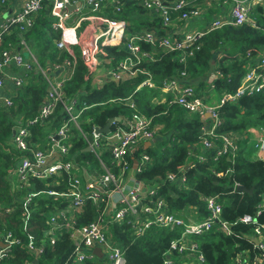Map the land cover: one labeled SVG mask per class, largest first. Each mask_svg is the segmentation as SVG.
Segmentation results:
<instances>
[{"label":"trees","instance_id":"1","mask_svg":"<svg viewBox=\"0 0 264 264\" xmlns=\"http://www.w3.org/2000/svg\"><path fill=\"white\" fill-rule=\"evenodd\" d=\"M209 3L211 5L205 7L206 14L200 24L208 23L223 7L222 0H205L200 6L203 8L202 5ZM102 14L125 21L127 34L146 30L162 35L171 32L162 26L160 18L149 12L140 0H125L119 11L109 6L104 8ZM50 22V4L47 3L35 14L29 29L10 27L0 43V60L3 51L17 49L23 40L40 67L47 71L68 60L72 63L67 51L57 48L56 41L60 33L51 28ZM141 48L149 51L152 56L151 59L144 58L141 67L151 73L154 88L141 87L136 90L145 77L141 74L136 77L124 75L119 81L94 87L84 78L83 63L79 58L76 59L73 64L74 73L65 82L63 89L65 99L75 100L80 129L70 123L65 139L69 146L68 156L64 159L73 161L79 168L93 161L94 169L99 170L101 168L96 156L84 150L86 141L81 131L90 135L95 126L103 127L110 117L121 119L112 123L111 130L118 126L126 127L124 121L133 112L151 118V126L154 128L152 144L136 147L129 156L131 168L134 160L140 167V171L135 173V179L154 186V197L164 199L167 210L180 215L186 212V216L192 212L193 220L207 217L209 211L205 197L216 196L222 207L220 218L228 222L232 230L231 235H226L214 226L201 235L188 236L197 244V252L203 256L202 262L197 258H183L177 251L170 254L171 259L176 264H237L236 257L243 255L250 262L257 258L264 264V255L247 238L253 234V225L264 229V207L259 206L264 192V160L254 157L252 151L240 145L256 129L264 128V91L244 95L218 109L220 125L216 132L231 133L238 137L234 152L218 156L217 151L222 147L220 139L213 140V148L203 147L205 135L201 128L208 119H203L200 113L188 112L177 104L169 105L167 95L161 89L168 79L180 77L193 85L199 96H207L206 102L218 100L225 92H233L248 62L246 52L251 50L256 57L259 51L264 50V8L256 5L250 12L249 21L241 25H227L206 33L200 40L199 48L188 55L185 61L178 60V52L152 48L145 43L141 44ZM105 50L113 61L128 55L122 47H107ZM76 51L78 54L77 48ZM210 71L219 72V76L212 82L207 81ZM25 75L22 85L13 89L12 103L9 106L0 104V238L10 232L20 239L19 243L10 247L13 256L6 259L4 264H75L74 244L69 228L63 226L57 229L54 244H50L45 235L49 229L50 215L64 210L70 203L66 195H49L48 191L53 190L58 194L67 192L70 175L64 173L45 178L29 177L21 182L14 173L19 160L30 157L31 152L18 150L12 133L20 123L26 124L38 114L47 93V81L38 69ZM130 101L134 103V109L129 106ZM66 119L62 104L58 103L47 119L26 125L30 148L48 149L50 134L56 132ZM142 155L148 159L142 160ZM110 157V152L102 148L103 162L109 164ZM170 173L175 174V179L168 178ZM236 185L252 191H237ZM30 193L35 195L26 205ZM144 202L150 203L149 198L144 199ZM103 210V202L94 203L85 199L82 208L73 211L75 227L79 229L98 220ZM26 213H29V217L24 226ZM244 214L250 215L255 223L239 222ZM134 219V216L129 215L124 220L114 221L106 216L105 235L108 242L122 250L127 264H164L170 241L178 238L183 228L156 224L147 228L143 234L136 235ZM29 236H32L36 244L41 241L44 244L35 262L33 254L26 249ZM83 264L92 262L86 260Z\"/></svg>","mask_w":264,"mask_h":264},{"label":"built area","instance_id":"2","mask_svg":"<svg viewBox=\"0 0 264 264\" xmlns=\"http://www.w3.org/2000/svg\"><path fill=\"white\" fill-rule=\"evenodd\" d=\"M125 0H25L22 7L14 14L4 16L0 14V43L3 35L13 26H19L21 30H27L31 27L35 14L47 3L50 4L51 28L59 31L60 36L56 41V46L60 50H65L72 59L65 61L61 65H55V70L61 72L68 68L66 73L60 78L56 76H47L40 68L35 55L31 52L25 41L20 42L21 50L8 49L3 51L0 60V104L9 106L11 102L10 95H4L5 71L11 65L23 67L25 73L13 78L15 87L22 85L25 74L38 69L46 78L47 93L38 114L30 119L26 124L20 123L14 130L13 142L20 151L31 152L30 157H23L19 160L14 171L18 180L26 181L29 177L45 178L48 176H58L60 174H69V187L65 193H57L49 190V195H66L70 198L69 205L64 209L51 214L49 217V229L46 236L50 244H54L57 238V229L65 226L71 230L73 239V261L75 264H83L90 260L92 264H127L122 250L111 245L105 235V217L109 216L111 220L121 221L127 216H134L133 226L136 235H141L152 225L168 226L174 228L181 226L183 228L180 236L170 241L164 264H176L171 259L170 254L177 251L183 255V258L189 259L195 256L199 262L203 261V256L197 252V244L190 240V235H201L216 226L218 230L226 235H231L230 224L220 218L221 204L216 196L205 197L206 207L209 211L207 217L203 220H185L177 213L167 210L164 199L154 197L155 187L148 186V190L141 192L139 186L123 189V181L129 171L132 170L129 156L136 147L152 141L154 138V128L151 126V118L133 112L128 120H125L126 127H115L107 134H97L94 128L91 132L92 143L89 144L91 152L99 161L101 173L97 182L89 181L82 184L77 177V171L81 170L73 161L66 160L69 146L65 143L67 133L70 130L72 122L78 129V114L74 113L75 100L65 99L64 84L74 73L73 64L79 58L84 66V78L96 85H103L107 82L119 81L124 75L136 77L139 74L144 75V79L136 87L154 88L155 83L149 71L141 67L144 58L151 59L149 51L143 50L141 44L145 43L152 48L162 49L168 52H178L179 61H185L188 55H192L194 50L199 48L201 38L211 30L221 28L227 25H241L249 21L251 10L260 5L264 8V0H222L224 6H228L226 15H214L212 20L204 29L193 27L187 29L191 22H198L204 19L206 8H201L200 4L205 0H178L166 2L165 0H140L141 4L153 15L160 18L162 26L170 31V34H157L153 31H142L137 33H126L127 23L120 19L109 18L103 15L104 8L112 6L119 11ZM75 5L78 11L80 5L88 7L92 14H81L77 18L71 17V11L67 5ZM79 4V5H78ZM203 6V5H202ZM74 21L70 25V20ZM81 32L76 35V30L80 24ZM178 23L177 25H175ZM175 25V26H174ZM123 46L128 55L113 61L105 50L107 47ZM78 50V54L76 51ZM25 54V57H24ZM248 62L245 65L244 74L239 85L233 92H225L215 101L206 102L207 96H199L190 84L186 83L180 77H174L165 81L161 87L167 95L169 105L177 104L188 112L200 113L203 119L208 122L203 124L202 140L204 149L213 148V140L220 139L222 147L218 149L217 155H224L234 152L237 149L238 137L231 133L218 134L217 127L220 125L218 109L225 103H232L244 95H252L264 91V50L255 55L248 50L246 52ZM104 60H100V59ZM105 64L103 70L98 72L100 64ZM61 66V68H60ZM60 68V69H59ZM183 76L184 73H181ZM219 76V72L211 71L208 82ZM58 103L62 104V110L67 115L65 123L49 136V148L44 150L38 147L30 148L28 144L29 132L26 125H34L47 119L53 114ZM129 106L134 109V103L129 102ZM121 120V119H120ZM119 120V121H120ZM114 121L113 123H115ZM84 139L87 134L81 131ZM255 147L257 148V157L264 160V128L260 127L253 132ZM58 136V139H55ZM211 138V139H210ZM102 148L110 152V162L106 164L101 159ZM57 152V158L54 157ZM146 155H142V160H147ZM139 166V165H138ZM135 172L140 171V167L134 168ZM170 180L175 179V174H168ZM184 180V178H182ZM141 182V181H140ZM35 194L30 193L26 198V205L30 198ZM112 195H118L119 198L115 204L108 206ZM149 198L150 203L144 202ZM85 199L94 203L103 202L104 210L98 220L93 221L79 229L75 227L74 214L68 215L70 210H80L84 205ZM264 207V192L262 201L259 204ZM257 213H259L257 211ZM142 215L144 217L142 218ZM29 213L24 216V226H26ZM239 222L253 224L255 220L248 214L240 217ZM256 238L258 243L254 246L264 255V229L259 225H253V234L248 235ZM250 240V239H249ZM251 241V240H250ZM20 242V239L14 237L10 232L3 235L0 239V264H4L6 259L11 258L13 253L10 247ZM101 248L102 257H98L93 248ZM44 248L43 241L36 244L32 236H29L26 249L33 254L35 262ZM104 261V262H103ZM237 264H261V261L254 258L252 262L248 257L239 255L236 257Z\"/></svg>","mask_w":264,"mask_h":264},{"label":"crops","instance_id":"3","mask_svg":"<svg viewBox=\"0 0 264 264\" xmlns=\"http://www.w3.org/2000/svg\"><path fill=\"white\" fill-rule=\"evenodd\" d=\"M0 2L2 4V6H3V9L0 10V14L2 13V15H4L6 17V16L14 14L16 11H18L22 7V5L24 4L25 0H0ZM215 2H217V1H215ZM210 5H211V3L203 5V6L205 8V7H209ZM228 10H229L228 6H224L223 5V7L220 8V10L218 11L219 14H217V15H226ZM69 11H71V13H72L71 14L72 18H77L83 13H86L84 15L92 14L88 7H84L82 5H80V8H79L78 11H76L75 8L73 10H69ZM212 18L213 17H211V20H212ZM202 22H203L202 20L198 21L197 23L194 24L195 25L194 27H197V28H200V29H204L207 26V24L209 23L208 22L206 24H200ZM177 24L178 23H176L175 25H177ZM113 47H123V46H113ZM16 50H21V48L18 47ZM24 57H25V54H24ZM100 60H104V59L101 58ZM104 65L105 64H103V63L99 65L98 72H101L103 70ZM60 68H61V66H60ZM52 69L53 70H49V71L44 69L43 71L45 72V74H47V72H48L47 76L51 75V76H56V77L60 78L61 76H63L66 73V70H68V68H65V69H62L61 72H58L54 68H52ZM24 73H25V69L23 67H17L15 64H11L5 71V75H4L5 83H4V87L2 89V93L4 95H10V96L13 95L12 92H13V89L15 87L13 78L16 77V76H19L20 74L23 75ZM208 77H209V75H208ZM208 77H207V81H208ZM91 85L94 86V87H100L99 85H96V84H94L92 82H91ZM53 134H55V132ZM251 136H253V138H254L253 132L251 133ZM245 138H247V137H245ZM55 139H58V138H56V136H55ZM85 141H86V146H88L87 139H85ZM144 146H147V145L144 144ZM46 150H48V149H46ZM84 150H85V148H84ZM87 152H91V150H89ZM56 153L57 152H54V154H53L54 157L53 158H57L58 154H56ZM93 163H94L93 161H89L85 166L80 167L81 170L77 171V177L80 179L82 184H85V183H87L89 181L97 182V180H99V175L101 173V169H99V170L94 169V167L92 165ZM134 168L135 169L138 168V163H134L133 169L127 173V175H126V177H125V179L123 181V189L134 188L136 186H139L141 192H145V190H148V185H146L143 182H138L135 179V175H136L135 173L136 172H135ZM118 198H119L118 195H112L110 200H109V202H108V206L109 205L112 206L113 204H115L117 202ZM71 214H73L72 210H70L68 215H71ZM182 216L186 217V212ZM192 216H193L192 212L188 213V215H187V217L189 219H193ZM193 258H194V256H190L189 259L193 260ZM194 264H196V263H194Z\"/></svg>","mask_w":264,"mask_h":264},{"label":"water","instance_id":"4","mask_svg":"<svg viewBox=\"0 0 264 264\" xmlns=\"http://www.w3.org/2000/svg\"><path fill=\"white\" fill-rule=\"evenodd\" d=\"M78 5H79V4H78ZM67 8H68L69 10H73V9L75 8V5H70V4H68V5H67ZM119 120H120V117H116V118H114V117H110V118L107 119L106 124H105L103 127L95 126L94 131H95V133H97V134H107V133L110 131V127H111L112 123H113L114 121H119ZM14 132H15V131H13L12 136L14 135ZM56 138H58V136H56ZM87 141H88V146L85 147V150H86V151H89V150H90V146H89V144L92 143V136H91V135L87 136ZM152 142H153V140H152V141L145 142V144H146L147 146H149V145L152 144ZM134 163H137V161L134 160ZM236 190H237V191H240V192H242V191H248V192H251V191H252L251 189H247L246 187L241 186V185H236ZM247 238L250 239L251 241H253V242L256 243V244L258 243V240H257L256 238H252L251 236H247ZM93 252H94L98 257H102V251H101V248H100V247L95 246V247L93 248Z\"/></svg>","mask_w":264,"mask_h":264},{"label":"rangeland","instance_id":"5","mask_svg":"<svg viewBox=\"0 0 264 264\" xmlns=\"http://www.w3.org/2000/svg\"><path fill=\"white\" fill-rule=\"evenodd\" d=\"M70 25H73L74 24V21L71 19L70 21ZM82 23L83 22H81V24H80V26H79V28L76 30V35H78L80 32H81V26H82ZM195 23H197V22H191V23H189L188 25H187V29L188 30H191L195 25ZM13 27H15V26H13ZM41 69H43L42 67H40ZM44 70V69H43ZM74 113H75V108H74ZM241 147H244L245 148V150L247 149V150H250V151H252V155H254V157H256L257 156V148L255 147V139L250 135L249 136V138L246 140V142H242L241 144ZM179 216H181L182 218H184L185 220H187V219H189L187 216L186 217H184V216H182V215H180V214H178ZM194 258H195V256H194ZM193 258V259H194ZM104 262V261H103ZM197 264V263H196Z\"/></svg>","mask_w":264,"mask_h":264}]
</instances>
